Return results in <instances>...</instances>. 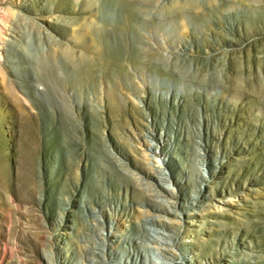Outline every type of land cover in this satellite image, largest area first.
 <instances>
[{"label":"rangeland","instance_id":"374dc122","mask_svg":"<svg viewBox=\"0 0 264 264\" xmlns=\"http://www.w3.org/2000/svg\"><path fill=\"white\" fill-rule=\"evenodd\" d=\"M94 258L264 264V0H0V264Z\"/></svg>","mask_w":264,"mask_h":264},{"label":"bare ground","instance_id":"6f19581e","mask_svg":"<svg viewBox=\"0 0 264 264\" xmlns=\"http://www.w3.org/2000/svg\"><path fill=\"white\" fill-rule=\"evenodd\" d=\"M155 241H159L158 239H154ZM97 259L94 258V263L96 264Z\"/></svg>","mask_w":264,"mask_h":264}]
</instances>
